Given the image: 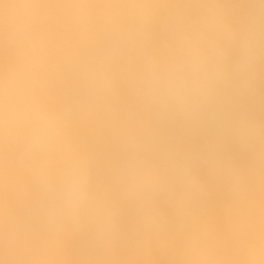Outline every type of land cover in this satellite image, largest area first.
<instances>
[{
    "label": "clouds",
    "instance_id": "9594fccd",
    "mask_svg": "<svg viewBox=\"0 0 264 264\" xmlns=\"http://www.w3.org/2000/svg\"><path fill=\"white\" fill-rule=\"evenodd\" d=\"M251 2L237 20L228 0H0V264H73L63 241L81 233L103 258L80 264H264V121L237 111L264 65ZM78 124L116 145L108 180ZM196 134L199 152L180 139ZM199 163L226 186L223 232L199 208ZM124 206L138 227L120 258Z\"/></svg>",
    "mask_w": 264,
    "mask_h": 264
},
{
    "label": "bare ground",
    "instance_id": "6f19581e",
    "mask_svg": "<svg viewBox=\"0 0 264 264\" xmlns=\"http://www.w3.org/2000/svg\"><path fill=\"white\" fill-rule=\"evenodd\" d=\"M228 2L229 6L235 10L237 20L243 19L252 7L251 0H228ZM160 38H162V36L158 35V39ZM259 73L255 92L250 96L241 98L237 102V111L247 112L257 120L264 121V65L260 67ZM75 91V86L69 84L67 88L58 95L57 99L63 100L65 92L72 94ZM173 131L176 132L177 135H180L177 129H173ZM72 132L86 152L92 153L98 157L97 165L94 169L97 178L101 181L108 180V163L119 158L116 145L107 137H99L97 130L87 124H78L74 126ZM180 139L184 142L186 147L194 152L202 151L206 147V137L202 134L180 136ZM224 153L241 167L246 168L251 160L249 152L242 150L231 141L225 143ZM196 170L198 175L209 183L208 198L199 205V208L212 218L217 228L223 232L224 217L222 209L228 200L226 186L219 181L211 179L207 167L202 163L197 165ZM162 207L168 211L169 216L173 219V223H175L171 210L167 208V205L162 204ZM20 212L23 214L24 209H20ZM120 223L123 238L117 246L116 254L120 258H127L130 255L131 243L136 238L138 227L135 211L132 207L124 206ZM63 246L66 257L70 259L73 264H80L81 261L85 260L103 258L102 252L97 248L94 240L88 233L67 235L63 241ZM224 252L225 255L232 259H239V256L236 255L234 245H232L229 240L225 241ZM155 258L160 264H167L168 257L156 254Z\"/></svg>",
    "mask_w": 264,
    "mask_h": 264
}]
</instances>
